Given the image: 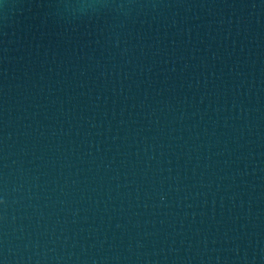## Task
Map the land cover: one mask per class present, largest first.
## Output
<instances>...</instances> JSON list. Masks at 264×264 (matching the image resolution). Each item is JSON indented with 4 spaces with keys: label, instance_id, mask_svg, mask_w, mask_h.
<instances>
[{
    "label": "water",
    "instance_id": "obj_1",
    "mask_svg": "<svg viewBox=\"0 0 264 264\" xmlns=\"http://www.w3.org/2000/svg\"><path fill=\"white\" fill-rule=\"evenodd\" d=\"M0 264H264V0H0Z\"/></svg>",
    "mask_w": 264,
    "mask_h": 264
}]
</instances>
